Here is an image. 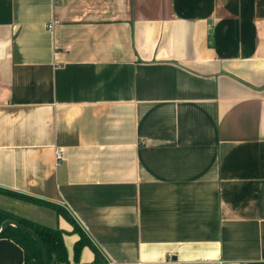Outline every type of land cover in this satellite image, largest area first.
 Instances as JSON below:
<instances>
[{"label":"crops","instance_id":"crops-1","mask_svg":"<svg viewBox=\"0 0 264 264\" xmlns=\"http://www.w3.org/2000/svg\"><path fill=\"white\" fill-rule=\"evenodd\" d=\"M0 189L66 264H264V0H0Z\"/></svg>","mask_w":264,"mask_h":264},{"label":"trees","instance_id":"trees-1","mask_svg":"<svg viewBox=\"0 0 264 264\" xmlns=\"http://www.w3.org/2000/svg\"><path fill=\"white\" fill-rule=\"evenodd\" d=\"M0 194L7 195L18 200H23L34 205L37 204L40 206L53 208L57 213L65 216L68 222L72 224L73 231L76 232L79 236V240L75 243L73 248L74 259H77L78 253L80 249L86 244L87 239L84 237L81 229L77 226L76 223H74L73 219L66 213L63 208H60L54 203L50 204L44 200L38 198L35 199L22 193H15L6 189H0ZM6 219L14 220L18 224L31 229L39 237L46 249L49 263L52 261V255L56 256L54 264L68 263L66 250L62 240L63 233L60 229L54 227L51 228L38 222L35 223L21 216L18 217L6 210H0V224ZM0 238L11 240L22 249L24 257L22 264H44V257L42 256V251L39 243L34 241L25 230H20L15 227L8 226L5 228V231L0 234ZM90 247L97 255L95 247L92 244H90Z\"/></svg>","mask_w":264,"mask_h":264},{"label":"water","instance_id":"water-1","mask_svg":"<svg viewBox=\"0 0 264 264\" xmlns=\"http://www.w3.org/2000/svg\"><path fill=\"white\" fill-rule=\"evenodd\" d=\"M8 226H12L15 227L17 229H22L25 230L34 241L38 242L40 247H41V251H42V256L44 257V264H54L55 260H56V256L52 255V261L49 263V258L47 256V252L46 249L44 247V244L42 243V241L39 239V237L29 228L18 224L17 222H15L14 220H10V219H6L4 220L1 224H0V234H2L5 231V228Z\"/></svg>","mask_w":264,"mask_h":264},{"label":"built area","instance_id":"built-area-1","mask_svg":"<svg viewBox=\"0 0 264 264\" xmlns=\"http://www.w3.org/2000/svg\"><path fill=\"white\" fill-rule=\"evenodd\" d=\"M56 1H58V0H56ZM51 26H52V23L50 25H48V27H51ZM60 154H61V150H58L56 152V159H59L60 158Z\"/></svg>","mask_w":264,"mask_h":264}]
</instances>
